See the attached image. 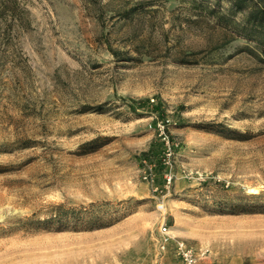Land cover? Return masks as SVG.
<instances>
[{"label": "rangeland", "instance_id": "374dc122", "mask_svg": "<svg viewBox=\"0 0 264 264\" xmlns=\"http://www.w3.org/2000/svg\"><path fill=\"white\" fill-rule=\"evenodd\" d=\"M16 1L0 28V264H179L162 220L207 249L201 264H264V49L190 0ZM164 115L179 146L157 193L140 160Z\"/></svg>", "mask_w": 264, "mask_h": 264}, {"label": "built area", "instance_id": "2783aa9c", "mask_svg": "<svg viewBox=\"0 0 264 264\" xmlns=\"http://www.w3.org/2000/svg\"><path fill=\"white\" fill-rule=\"evenodd\" d=\"M171 118L168 115L155 117L149 124L158 142L154 156L141 158L140 177L157 193H169L175 180V157L179 142L171 135L169 127ZM159 247L165 251L170 246L179 264H200L207 255L206 248L196 249L183 239L170 234L169 224L162 220L158 226Z\"/></svg>", "mask_w": 264, "mask_h": 264}, {"label": "trees", "instance_id": "16d2710c", "mask_svg": "<svg viewBox=\"0 0 264 264\" xmlns=\"http://www.w3.org/2000/svg\"><path fill=\"white\" fill-rule=\"evenodd\" d=\"M193 7L203 9L215 16L217 23L230 32L248 40H253L264 49V0H190ZM226 1L227 6L221 2ZM135 7L126 9L128 15ZM237 14L240 17L237 19ZM21 20L18 15L16 0H0V28L7 26L8 19ZM264 206V204H261ZM62 204L56 205V211L51 212L47 220L62 222L65 211H59ZM255 207V206H254ZM256 208V207H255ZM67 213V212H66Z\"/></svg>", "mask_w": 264, "mask_h": 264}, {"label": "crops", "instance_id": "0c3cea01", "mask_svg": "<svg viewBox=\"0 0 264 264\" xmlns=\"http://www.w3.org/2000/svg\"><path fill=\"white\" fill-rule=\"evenodd\" d=\"M204 258H206V257H204ZM204 258H202V259L200 260V264H201V262L203 261Z\"/></svg>", "mask_w": 264, "mask_h": 264}]
</instances>
